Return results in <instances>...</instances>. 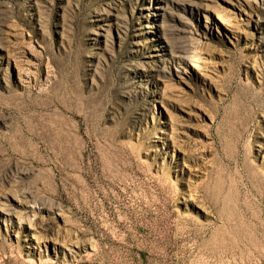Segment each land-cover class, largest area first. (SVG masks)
Returning a JSON list of instances; mask_svg holds the SVG:
<instances>
[{
    "label": "rangeland",
    "instance_id": "374dc122",
    "mask_svg": "<svg viewBox=\"0 0 264 264\" xmlns=\"http://www.w3.org/2000/svg\"><path fill=\"white\" fill-rule=\"evenodd\" d=\"M0 264H264V0H0Z\"/></svg>",
    "mask_w": 264,
    "mask_h": 264
}]
</instances>
